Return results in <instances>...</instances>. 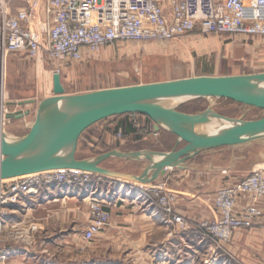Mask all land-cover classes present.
I'll return each instance as SVG.
<instances>
[{
	"label": "built area",
	"instance_id": "built-area-1",
	"mask_svg": "<svg viewBox=\"0 0 264 264\" xmlns=\"http://www.w3.org/2000/svg\"><path fill=\"white\" fill-rule=\"evenodd\" d=\"M13 2L20 4L15 12ZM196 30L264 40V0H0V56L4 62L12 53L37 64L50 62L63 68L115 44L171 42ZM118 136L121 138L122 133ZM260 173L253 172L236 188L221 192L217 201L223 212L220 221L200 223L218 246L228 243L237 230L251 229L263 219V213L253 205L242 214L234 212L238 196L254 194L256 201L264 197ZM53 187L93 189L91 223L83 236L88 242L111 224L112 214L101 198L103 192L118 199L134 197L145 206L143 211H156V200L167 218L165 223L170 220L179 229H188L184 218L174 213L170 203L175 196L165 183L138 186L87 172L62 170L0 182V233L10 206Z\"/></svg>",
	"mask_w": 264,
	"mask_h": 264
},
{
	"label": "rangeland",
	"instance_id": "rangeland-1",
	"mask_svg": "<svg viewBox=\"0 0 264 264\" xmlns=\"http://www.w3.org/2000/svg\"><path fill=\"white\" fill-rule=\"evenodd\" d=\"M19 6L20 4L18 2H13V12ZM255 44L258 49H255L254 52H252V49L246 51V47H252ZM263 45V40L253 41L251 39L233 38L226 35L204 34L196 30L181 39L171 42L152 41L115 44L99 52L89 53L82 62L63 68H59L50 62L37 64L25 58V56L11 53L4 62V69L2 68L4 75L0 83L1 87L2 82H4L2 87L3 98L2 100L0 98V128L5 133L15 137L26 135L29 132V127L34 123L38 104L44 99L54 96L53 78L56 74L60 75L65 94L68 96L202 76L224 77L262 74L264 73V51L259 50V48L262 49ZM2 60L0 58V68ZM27 101H34L36 104L27 106L19 105ZM210 102L215 104L216 112L232 119L256 121L264 117L263 111L247 108L225 100L201 99L193 101L184 106L182 111L192 114L199 113L206 110ZM9 104L14 105L10 106ZM18 111H28L30 114L21 120L3 121V115L13 114ZM144 118L139 115L116 117L91 127L84 133L80 140L77 157L79 159L93 158L113 150L126 152L138 149H150L159 152L171 151L175 146V139L163 133L154 134L152 128H149ZM124 119L140 129L141 143L135 144V141H131L130 139L125 140L123 137L120 138L118 136V133L114 130L116 129V125L114 124ZM184 146L185 144H181L179 149ZM233 150L240 156L251 152V156H247V160L238 163L240 167H248L253 162H264V140L237 147L230 151L228 150L225 155L228 157L232 154ZM209 155L206 154L205 156L208 158ZM145 166L146 164L144 163H132L119 159H112L103 164V167L108 170L133 175L144 173L146 170ZM253 172H261L260 174L264 179V171L256 170ZM247 176H242L241 179H238L232 185L223 186L219 189L213 200L214 210L218 215V219L202 220L200 223L212 224L220 221L223 218V212L217 201L221 192L236 188L240 181ZM157 182L165 183L169 189V181L159 179ZM169 192H171L170 189ZM171 194L174 195L172 192ZM242 196H248L251 203L242 210H238V200ZM254 196V194H242L238 196L235 203V214H242L245 209L253 205L264 216V212L259 207V203L264 200V197L262 199L258 198L259 200L256 201ZM153 204L156 212L162 214L166 221L167 218L163 214L158 201L154 200ZM176 204L177 198L175 196L170 205L173 207L174 213L178 215L176 213ZM88 208L90 225L92 217L90 205ZM167 222L166 224L168 225L178 227L175 224H171L170 220ZM200 223L193 224V226L189 225L191 228L193 227L204 234V236L213 240L206 231L202 230ZM260 223L261 220L251 229ZM88 228L89 226L85 228V231ZM251 229L240 230L248 231ZM39 232V224L33 218H21L17 224H12L7 227L5 225L0 233V245L8 243L35 244ZM236 232L233 233L228 243L219 244L218 246L217 242L214 240L213 242L217 247L230 244ZM83 240L87 244L92 243V241H86L84 237Z\"/></svg>",
	"mask_w": 264,
	"mask_h": 264
},
{
	"label": "crops",
	"instance_id": "crops-1",
	"mask_svg": "<svg viewBox=\"0 0 264 264\" xmlns=\"http://www.w3.org/2000/svg\"><path fill=\"white\" fill-rule=\"evenodd\" d=\"M245 49L254 52L258 47L255 44ZM259 50L264 51V45ZM2 68L1 63L0 83ZM144 119L157 134L153 123ZM122 124L130 123L124 119L114 125L117 128ZM160 133L175 139L176 146V137ZM136 135L122 137L139 144L142 140ZM231 149L204 153L184 169L168 170L160 178L169 181V189L177 198L176 213L186 220L187 230L166 224L164 216L156 211H143L145 206L134 197L118 199L103 192L101 198L112 214L111 224L87 244L83 234L90 222L88 207L94 197L93 189L53 187L10 206L6 227L29 217L38 222L40 232L35 244L0 245V264H264V219L251 230L236 232L232 242L222 247L190 227L202 220L218 219L213 200L219 189L253 171H264V162L240 167L238 163L247 160L251 152L240 156L233 150L227 157L225 153ZM140 150L150 149L134 151ZM206 154H210L208 158ZM250 203L248 196H242L237 209ZM259 207L264 212V200Z\"/></svg>",
	"mask_w": 264,
	"mask_h": 264
},
{
	"label": "water",
	"instance_id": "water-1",
	"mask_svg": "<svg viewBox=\"0 0 264 264\" xmlns=\"http://www.w3.org/2000/svg\"><path fill=\"white\" fill-rule=\"evenodd\" d=\"M54 96L38 104L29 132L22 137L5 134L0 128V182L47 173L75 170L120 182L147 186L168 170L184 169L198 156L215 150L250 145L264 140V117L256 121L232 119L215 111L210 102L206 110L185 113L182 108L197 100H225L264 112V73L243 76L194 77L95 91L68 96L60 75L53 78ZM177 100L174 105L166 101ZM36 104L34 101L20 103ZM13 106L14 104H9ZM30 112L7 115L21 120ZM139 115L148 118L156 133L166 132L177 139L170 152L113 150L79 159L80 140L91 127L106 120ZM203 132L202 126L213 127ZM181 144L185 146L179 149ZM112 159L146 163L141 175L108 170L103 164Z\"/></svg>",
	"mask_w": 264,
	"mask_h": 264
},
{
	"label": "bare ground",
	"instance_id": "bare-ground-1",
	"mask_svg": "<svg viewBox=\"0 0 264 264\" xmlns=\"http://www.w3.org/2000/svg\"><path fill=\"white\" fill-rule=\"evenodd\" d=\"M2 67H3V69H4V61L2 62ZM4 82V81H3ZM3 82H2V87H3ZM2 87L0 86V98H1V100H2V98H3V92H2ZM166 102H168L170 105H174L176 102H177V100H172V101H166ZM27 105H31V104H26V105H24V106H27ZM18 112H21V111H18ZM23 112V114H25L26 113V111H22ZM7 115L8 114H5V115H3V121L5 122V120H7ZM203 132H213V131H215V130H217V125H214L213 127H210V126H202V129H201ZM1 131L3 132V133H5L2 129H1ZM5 134H8V133H5Z\"/></svg>",
	"mask_w": 264,
	"mask_h": 264
},
{
	"label": "trees",
	"instance_id": "trees-1",
	"mask_svg": "<svg viewBox=\"0 0 264 264\" xmlns=\"http://www.w3.org/2000/svg\"><path fill=\"white\" fill-rule=\"evenodd\" d=\"M127 116H121V117H127ZM119 132H121L124 135L125 134L128 135V134L134 133V134H137V139L138 140L141 139V135L139 134L140 129L136 128L133 124H128V125L122 124V125L118 126L116 128V133H119Z\"/></svg>",
	"mask_w": 264,
	"mask_h": 264
}]
</instances>
